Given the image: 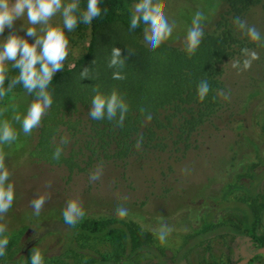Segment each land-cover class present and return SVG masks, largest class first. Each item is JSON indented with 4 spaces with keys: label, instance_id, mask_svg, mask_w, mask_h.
<instances>
[{
    "label": "rangeland",
    "instance_id": "rangeland-1",
    "mask_svg": "<svg viewBox=\"0 0 264 264\" xmlns=\"http://www.w3.org/2000/svg\"><path fill=\"white\" fill-rule=\"evenodd\" d=\"M153 1L172 25V32L162 42L173 45L186 43L185 36L195 13L202 15L200 31L211 30L226 7L220 0ZM134 3L132 0L131 8ZM49 22L61 24L59 13ZM245 24L246 29L254 28L261 38L254 41V48L224 64L223 107L210 123L193 135L194 147L177 161L174 160L176 154L169 153L151 160L131 159L123 167L113 164L98 167L95 180L90 179L91 176L75 174L65 183L61 169L28 159L25 134L20 131L19 122L13 119L15 114L23 115L25 105H0V120H7L16 131V140L0 144V164L7 168L9 180L14 185L12 205L0 214V229H3L0 238L8 240L4 248H11L12 254L8 251L0 254V264H14L33 249L39 250L42 256L54 258L50 264L83 259L95 249L100 253L111 250L106 236H85L78 249L66 245L63 232L57 234L56 228L69 227L59 212L68 199L77 200L84 213L72 227L122 225L128 237L120 256H126L132 248L149 246L168 261L191 237L193 228L202 223L199 215L204 216L211 210L233 212L243 201L259 209L264 196V178L250 192L235 188L228 193L226 201H221L220 197L227 183L249 188L254 175H262L264 168L259 161L264 159V0L251 8ZM27 26L26 19L21 17L14 22L12 31L23 36L22 28ZM8 31L5 29L0 35H7ZM88 33V25L82 23L71 32L65 31L67 55L61 68L71 65L85 50ZM27 39L31 43L34 38ZM250 53H255L254 59ZM246 59L249 63L245 68L243 62ZM6 68L10 71L15 67L7 62ZM168 164L172 172L166 170ZM40 194L45 196V202L37 216L33 215L30 200ZM120 207L126 210L124 217L117 215L116 210ZM162 228L167 230L163 241L158 238ZM44 232L56 238L52 245L39 246L40 235ZM72 235L73 239L81 237L79 232ZM229 244V237L221 241L211 239L208 247L197 246L189 250L185 260L190 264H225ZM250 251L236 247L228 259L229 264H244ZM10 255L12 259H9ZM131 257L138 264H160L156 254L146 248ZM258 259L264 264V252L258 253Z\"/></svg>",
    "mask_w": 264,
    "mask_h": 264
},
{
    "label": "trees",
    "instance_id": "trees-1",
    "mask_svg": "<svg viewBox=\"0 0 264 264\" xmlns=\"http://www.w3.org/2000/svg\"><path fill=\"white\" fill-rule=\"evenodd\" d=\"M220 1L226 5L225 9L219 13L211 30L201 31L199 43L192 51L187 50L186 43L173 45L166 42H161L152 51H144L141 27L131 31L128 27L132 0H100L101 15L88 24L85 50L71 65L52 75L47 89L52 103L44 110L40 122L25 134L28 159L61 169L65 183L75 174L91 176L96 174L98 167L108 164L123 167L131 159H157L162 153L176 154L175 161L182 159L194 147L193 135L210 123L223 107L226 90L224 64L256 46L246 35L245 19L261 0ZM85 3L86 0H80L81 9ZM241 22L243 29L238 27ZM113 47L120 50L124 61L121 66H108ZM14 69L6 71L3 87H7L10 79L17 75V69ZM113 72H119L122 78L114 79ZM200 82L208 84L203 99L197 95ZM96 92L105 95L115 92L126 104L122 121H118L119 114L111 119L104 115L94 119L88 115L91 98ZM32 99V94L16 84L0 97V105L15 103L27 107ZM57 150L59 155L54 157ZM259 161L264 165V159ZM166 170L172 172L170 164ZM263 178L264 168L262 175H254L249 188L225 184L221 201H226L228 193L235 188L254 190ZM243 202L236 207L240 212L237 219L241 226L235 222L216 224L211 221L209 213L199 215L202 223L193 228L191 237L169 261L149 246L132 248L126 256H120L128 237L122 225L109 224L102 228L97 225L92 228L69 226L63 230L57 227L56 233L63 232L68 247L78 249L84 237L89 235L106 236L111 244L108 252L100 253L95 249L89 257L63 264H138L131 256L144 248L152 250L160 264H190L185 260L189 250L197 246L208 247L212 237L223 234L238 237L236 245L245 244L248 236L259 248H264V196L258 212ZM76 232L81 237L71 238ZM51 235L42 233L39 246L52 245L56 238ZM6 251L12 254L11 248H4L3 253ZM31 251L14 264H29ZM42 257L43 264L55 260ZM244 264H252V260Z\"/></svg>",
    "mask_w": 264,
    "mask_h": 264
},
{
    "label": "clouds",
    "instance_id": "clouds-1",
    "mask_svg": "<svg viewBox=\"0 0 264 264\" xmlns=\"http://www.w3.org/2000/svg\"><path fill=\"white\" fill-rule=\"evenodd\" d=\"M100 0H86L83 9H80V0H0V34L9 29L7 35H0V97H4L12 90L13 85L20 84L21 87L33 99L28 103L23 115L15 114L13 119L20 124V131L28 134L40 122L45 109L51 103L52 98L48 85L52 75L62 67L67 55L68 40L65 31L71 32L77 25L82 23L88 25L91 21L101 15L99 7ZM107 11L106 9L104 10ZM59 13L61 24H51L50 18ZM24 17L28 26L23 27L24 35H18L12 31L15 21ZM202 19L200 12L193 15L191 26L188 28L185 40L188 51L195 49L202 35L199 24ZM39 26V27H37ZM141 27L144 51H152L163 40H166L172 32L163 12H161L153 0H135L130 11L129 30ZM238 27L244 28L239 23ZM41 34H37V33ZM250 40H260V34L252 27L246 30ZM27 38H34L31 43ZM253 59L255 53L249 54ZM11 62L12 67L17 69V75L12 77L7 85L3 87L6 63ZM120 50L113 47L108 60L109 67H118L123 64ZM249 61L246 59L243 66L246 68ZM233 67H236L233 64ZM114 79H121L119 72H113ZM208 92V84L200 82L197 87V95L203 99ZM127 110L126 104L118 98L115 92L107 95L96 92L91 98V108L88 115L99 119L102 115L109 119L117 117L122 121ZM16 140V131L7 120H0V144H7ZM59 152L54 153V157ZM98 174H92L90 179L95 180ZM14 199V185L9 180V171L0 164V214L6 212L12 205ZM45 202L43 194L37 195L30 200L33 215H39L40 209ZM117 215L124 217L126 210L117 208ZM61 216L65 225H74L84 215L82 207L75 199H68L61 209ZM3 231V229H0ZM167 230L161 229L158 238L163 241ZM8 244L6 238H0V254ZM29 264H43V257L39 250L33 249L28 257Z\"/></svg>",
    "mask_w": 264,
    "mask_h": 264
},
{
    "label": "flooded vegetation",
    "instance_id": "flooded-vegetation-1",
    "mask_svg": "<svg viewBox=\"0 0 264 264\" xmlns=\"http://www.w3.org/2000/svg\"><path fill=\"white\" fill-rule=\"evenodd\" d=\"M220 197H222V195ZM232 206L233 205L230 206L231 209H233ZM260 206H259V208H260ZM250 207L253 208L252 206H250ZM258 210L259 209H255V212H258ZM232 211L233 212H227L226 210L223 209V210H214V211L211 210V211H207L206 213H209L210 217L212 218L211 221H213L216 224L223 223V222L224 223H233V222H235V223L238 224V226H241L239 221H238V219H237V216H238V214H240V212L236 208L233 209ZM221 215H223V216H221ZM259 229H261V228H259ZM262 229H264V228H262ZM227 237L230 238V244L226 248L225 264H229V260L228 259H230L231 253H232V251H234V249L236 247L251 250L250 253L247 255L248 257H247L246 261L247 260H252V264H261L260 263V259H258V253L259 252H264V248H259L258 244L253 243L251 237H248V236L245 237L246 238L245 244H239V245L238 244L236 245V243H239L238 237H236L233 234L216 235V236L212 237V240L213 239L214 240L217 239V240L221 241V240H225ZM240 241H241V239H240ZM233 247H235V248H233ZM232 248H233V250H232ZM254 250H255V252H253Z\"/></svg>",
    "mask_w": 264,
    "mask_h": 264
}]
</instances>
